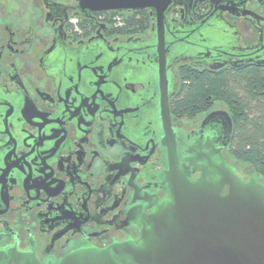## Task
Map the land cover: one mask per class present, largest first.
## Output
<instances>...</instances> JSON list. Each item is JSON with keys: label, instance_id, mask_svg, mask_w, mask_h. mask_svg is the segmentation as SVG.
Wrapping results in <instances>:
<instances>
[{"label": "flooded vegetation", "instance_id": "1", "mask_svg": "<svg viewBox=\"0 0 264 264\" xmlns=\"http://www.w3.org/2000/svg\"><path fill=\"white\" fill-rule=\"evenodd\" d=\"M196 1L178 0L166 14L178 157L223 137L225 111L231 134L213 147L246 180L228 154L234 127L223 103L193 119L170 106L182 66L264 67V0ZM147 12L145 33L115 34L103 12L79 14L75 0H0V259L16 252L59 264L79 250L138 245L166 204L169 147Z\"/></svg>", "mask_w": 264, "mask_h": 264}, {"label": "water", "instance_id": "2", "mask_svg": "<svg viewBox=\"0 0 264 264\" xmlns=\"http://www.w3.org/2000/svg\"><path fill=\"white\" fill-rule=\"evenodd\" d=\"M75 1L79 14L146 10L153 18L160 115L169 147L165 173L168 197L152 216L150 226L142 231L138 245L123 243L103 250H79L59 264H264V185L252 175L242 180L224 161L220 148L213 147L228 141L232 129L229 115L225 111L219 114L225 128L223 137L216 141L203 138L204 142L199 143L203 152L194 158L181 163L178 157L170 126L165 39L166 14L178 0ZM219 1L209 0L213 6ZM214 39L222 45L220 37ZM222 67L223 63H218L212 70ZM196 171L200 176L192 181L189 173ZM0 264L39 263L31 256L8 252Z\"/></svg>", "mask_w": 264, "mask_h": 264}, {"label": "trees", "instance_id": "3", "mask_svg": "<svg viewBox=\"0 0 264 264\" xmlns=\"http://www.w3.org/2000/svg\"><path fill=\"white\" fill-rule=\"evenodd\" d=\"M126 12H103V22ZM132 14L115 29L118 34L142 32L151 25L148 12ZM179 89L171 100L172 114L193 119L207 112L212 102L220 101L233 120V136L228 154L236 162L249 166L251 175L264 185V67L240 70L198 71L185 65L178 69Z\"/></svg>", "mask_w": 264, "mask_h": 264}, {"label": "rangeland", "instance_id": "4", "mask_svg": "<svg viewBox=\"0 0 264 264\" xmlns=\"http://www.w3.org/2000/svg\"><path fill=\"white\" fill-rule=\"evenodd\" d=\"M132 14L126 12V13H123L121 15H115L114 17H111V21H108V22H104L107 24V27L109 29H112L113 27H119L121 25H123V23H126V20L127 18L131 17ZM74 20V19H72ZM147 31V29L145 31H142V32H135V33H138V34H142V33H145ZM115 34H118L115 32ZM211 108H215V109H219V108H223V105L219 102H212V106ZM188 123H184L183 125H186ZM238 166L241 168L242 172L247 175V176H250L251 175V168L249 166H244V165H241V164H238Z\"/></svg>", "mask_w": 264, "mask_h": 264}]
</instances>
